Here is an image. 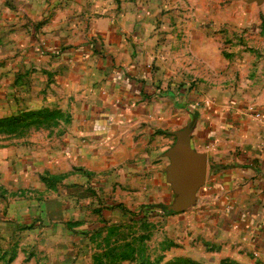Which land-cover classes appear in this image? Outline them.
I'll list each match as a JSON object with an SVG mask.
<instances>
[{
    "label": "crops",
    "instance_id": "0c3cea01",
    "mask_svg": "<svg viewBox=\"0 0 264 264\" xmlns=\"http://www.w3.org/2000/svg\"><path fill=\"white\" fill-rule=\"evenodd\" d=\"M246 1L255 2L252 17L258 20L264 0ZM138 8L129 0H57L50 7L42 0L15 13L20 23L14 28L23 24L33 34L26 55L66 59L57 75L72 77L66 83L69 100L77 107L83 100L71 142L82 136L84 145L65 153L56 149L54 159L45 149V159L29 160L23 167L10 166L15 149L0 147V186L21 188L34 175L44 181L56 175L67 177L58 187L73 188L83 172L89 183L114 191L111 202L151 211L163 206L169 215L170 204H163L169 196L173 203L177 194L165 153L176 142L175 133L188 128L190 149L206 155L205 180L193 204L215 225L211 233L218 238L214 245L173 246L171 256L158 264H264L262 25H254L255 37L248 29L234 37L225 58L214 45L218 36H208L206 22L190 20L184 25L185 42L195 60L182 73L171 70L170 76L152 68L158 56L150 48L153 32ZM91 62L95 67L88 66ZM86 68L81 92L75 77ZM93 75L99 80L95 89ZM250 105L254 109L248 110Z\"/></svg>",
    "mask_w": 264,
    "mask_h": 264
},
{
    "label": "rangeland",
    "instance_id": "374dc122",
    "mask_svg": "<svg viewBox=\"0 0 264 264\" xmlns=\"http://www.w3.org/2000/svg\"><path fill=\"white\" fill-rule=\"evenodd\" d=\"M41 1L0 0V147L15 149L16 159L10 163L13 167H23L29 160L39 163L47 150L48 158L54 159L56 149L65 153L70 147L84 145L82 136L75 144L71 142L83 100L79 107L69 100L67 94L71 92L66 83H71L72 77L57 75L66 66V59L54 54L26 55L33 34L23 24L14 28L20 23L15 22V13L29 5L39 6ZM47 2L50 7L57 0ZM129 3L138 4L137 14L153 32L150 48L158 55L151 63L153 70L170 76L171 70L182 73L195 60L185 42L188 29L184 25L190 20L206 22L208 36H218L220 40L214 45L223 50L225 58L234 37L238 39L247 29L255 37L254 25L261 24L264 30V12L256 20L252 17L255 2L246 0ZM250 42L258 45L259 41ZM88 68L75 77L81 92L86 89L82 86ZM90 79L95 89L99 80L96 75ZM2 167H7L6 163ZM45 178L49 181L41 177L35 180L34 175L26 187L21 182V188L0 186V264H158L171 256L173 246L214 245L218 238L211 233L215 225L203 218L202 209L195 203L168 215L163 206L151 211L140 204L125 207L111 202L114 191L89 183L83 172L79 186L73 188L57 186L67 177ZM167 204H172L171 196L163 205Z\"/></svg>",
    "mask_w": 264,
    "mask_h": 264
},
{
    "label": "water",
    "instance_id": "95a60500",
    "mask_svg": "<svg viewBox=\"0 0 264 264\" xmlns=\"http://www.w3.org/2000/svg\"><path fill=\"white\" fill-rule=\"evenodd\" d=\"M188 134V128L176 132V142L165 153L170 159L167 167L169 181L177 194L174 202L167 206L171 212H180L191 206L205 180L206 155L190 149Z\"/></svg>",
    "mask_w": 264,
    "mask_h": 264
},
{
    "label": "built area",
    "instance_id": "2783aa9c",
    "mask_svg": "<svg viewBox=\"0 0 264 264\" xmlns=\"http://www.w3.org/2000/svg\"><path fill=\"white\" fill-rule=\"evenodd\" d=\"M257 116L259 115V114H256Z\"/></svg>",
    "mask_w": 264,
    "mask_h": 264
}]
</instances>
